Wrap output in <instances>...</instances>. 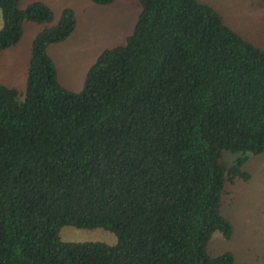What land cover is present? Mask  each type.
<instances>
[{"label":"trees","instance_id":"1","mask_svg":"<svg viewBox=\"0 0 264 264\" xmlns=\"http://www.w3.org/2000/svg\"><path fill=\"white\" fill-rule=\"evenodd\" d=\"M19 1L0 0V54L25 23L41 29L24 89L0 84V264H235L206 246L231 235L221 195L264 151V46L200 0H134L131 32L72 91L47 47L74 32V11L54 21ZM63 225L115 242L62 241Z\"/></svg>","mask_w":264,"mask_h":264},{"label":"rangeland","instance_id":"2","mask_svg":"<svg viewBox=\"0 0 264 264\" xmlns=\"http://www.w3.org/2000/svg\"><path fill=\"white\" fill-rule=\"evenodd\" d=\"M33 1L49 6L54 21L64 8H71L75 13L73 34L47 49L56 68L58 82L72 91L81 89L87 68L103 49L123 42L131 32L139 11L134 0H113L107 5H97L90 0H20L19 6L22 8ZM200 1L218 11L224 23L245 39L264 46V0ZM38 28L41 25L26 23L18 47H11L0 54L1 85L20 91L24 89L25 44L27 46L33 37V29L36 32ZM236 155L223 150L220 162L227 165ZM242 169L249 173V178L236 179L227 187V193L221 195L220 201V214L230 222L232 233L224 238L214 231L206 248L211 256L231 253L235 264H264V151L249 155ZM58 236L62 241L71 242L98 241L108 245L115 242L114 234L101 227L63 225Z\"/></svg>","mask_w":264,"mask_h":264},{"label":"crops","instance_id":"3","mask_svg":"<svg viewBox=\"0 0 264 264\" xmlns=\"http://www.w3.org/2000/svg\"><path fill=\"white\" fill-rule=\"evenodd\" d=\"M25 24H26V23H25ZM25 24H24V26H23V31H24V29H25ZM32 24H33V23H32ZM36 25H37V24H36ZM40 29H41V28H38V30H40ZM75 29H76V28H75ZM38 30H37V31H38ZM37 31H36V32H37ZM36 32H35V29H33V32L31 33V36H34V34H35ZM22 34H23V33H22ZM72 34H73V33H72ZM21 36H22V35H21ZM31 36H29L28 39H29ZM31 39H32V38H31ZM30 41H31V40H30ZM29 43H30V42H29ZM49 46H50V45H49ZM49 46H48V47H49ZM17 47H18V44H17V46L15 45L13 49H15V48H17ZM28 47H29V44H27V46H26V44H25V52H27V54H28ZM48 47H47V49H48ZM47 53H48V51H47Z\"/></svg>","mask_w":264,"mask_h":264}]
</instances>
